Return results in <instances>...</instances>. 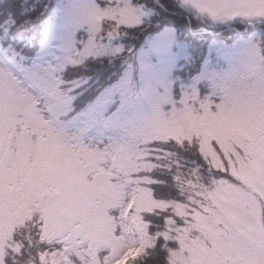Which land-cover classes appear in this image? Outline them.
Instances as JSON below:
<instances>
[{"label":"snow or ice","instance_id":"snow-or-ice-1","mask_svg":"<svg viewBox=\"0 0 264 264\" xmlns=\"http://www.w3.org/2000/svg\"><path fill=\"white\" fill-rule=\"evenodd\" d=\"M0 264H264V0H0Z\"/></svg>","mask_w":264,"mask_h":264}]
</instances>
